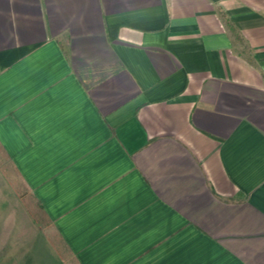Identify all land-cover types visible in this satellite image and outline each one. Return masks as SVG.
<instances>
[{"label": "crops", "instance_id": "obj_1", "mask_svg": "<svg viewBox=\"0 0 264 264\" xmlns=\"http://www.w3.org/2000/svg\"><path fill=\"white\" fill-rule=\"evenodd\" d=\"M1 156L0 264H264V0H0Z\"/></svg>", "mask_w": 264, "mask_h": 264}, {"label": "rangeland", "instance_id": "obj_2", "mask_svg": "<svg viewBox=\"0 0 264 264\" xmlns=\"http://www.w3.org/2000/svg\"><path fill=\"white\" fill-rule=\"evenodd\" d=\"M0 160H1L2 166L5 167V169L8 171V176H9L12 184L15 185V187L18 189L19 194L24 199V203H25V207H26V213L32 215V217L35 220H40L41 223H43L47 229H50L51 226L46 221L39 205L35 202L30 191L28 190V188L22 184V181L20 180V178L18 177V175L14 171L13 166L7 160H5V158L2 156L0 157ZM53 238H54L55 242L57 243L58 249H64L61 241L56 236H53ZM40 252L43 253V249H28V252L25 253L27 256V260H31V259L33 260V258L37 257V254H40ZM52 257H53V259L55 258L54 256H52ZM56 257H58V254H56ZM59 258H60V256H59ZM54 262H56V261H54ZM57 263L60 264L61 262H57Z\"/></svg>", "mask_w": 264, "mask_h": 264}]
</instances>
